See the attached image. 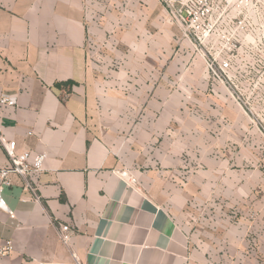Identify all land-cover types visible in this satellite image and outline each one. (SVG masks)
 Here are the masks:
<instances>
[{
	"label": "crops",
	"instance_id": "1",
	"mask_svg": "<svg viewBox=\"0 0 264 264\" xmlns=\"http://www.w3.org/2000/svg\"><path fill=\"white\" fill-rule=\"evenodd\" d=\"M180 36L157 0H0V134L48 154L40 201L4 188L0 264H264L248 122Z\"/></svg>",
	"mask_w": 264,
	"mask_h": 264
},
{
	"label": "built area",
	"instance_id": "2",
	"mask_svg": "<svg viewBox=\"0 0 264 264\" xmlns=\"http://www.w3.org/2000/svg\"><path fill=\"white\" fill-rule=\"evenodd\" d=\"M168 19L181 32V42L204 62L212 84L221 85L235 103L251 106L264 91V0H157ZM91 40L90 47L93 46ZM92 50L88 61L93 62ZM259 100V99H258ZM1 107L16 106L14 97L0 96ZM32 135V133H29ZM4 150L8 166L0 168V210L17 220L3 197L13 185L12 176L23 181V190L40 201L37 177L44 172L46 152L17 151L16 141L0 134V151ZM122 177L136 184L128 172ZM61 238L71 239L72 230L60 225ZM15 251L13 241L0 246V261ZM60 264V263H42ZM73 264H84L75 257Z\"/></svg>",
	"mask_w": 264,
	"mask_h": 264
},
{
	"label": "rangeland",
	"instance_id": "3",
	"mask_svg": "<svg viewBox=\"0 0 264 264\" xmlns=\"http://www.w3.org/2000/svg\"><path fill=\"white\" fill-rule=\"evenodd\" d=\"M258 99L247 107L237 104L248 122V129L241 138L231 140L229 143L238 149V153L243 150L245 152L243 155L250 161L254 169H259L263 174L260 193L264 196V91L259 93ZM251 216L250 220L254 218L255 214ZM195 223V218L192 216L188 222V226L193 227L192 232L195 231ZM261 226H264L263 221H261Z\"/></svg>",
	"mask_w": 264,
	"mask_h": 264
},
{
	"label": "trees",
	"instance_id": "4",
	"mask_svg": "<svg viewBox=\"0 0 264 264\" xmlns=\"http://www.w3.org/2000/svg\"><path fill=\"white\" fill-rule=\"evenodd\" d=\"M72 84H74L73 82H70V83H66V85H72Z\"/></svg>",
	"mask_w": 264,
	"mask_h": 264
}]
</instances>
